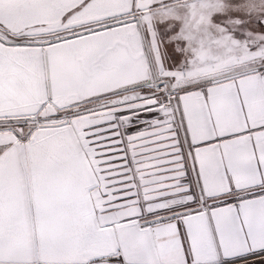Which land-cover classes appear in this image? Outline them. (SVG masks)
<instances>
[{"label": "snow or ice", "instance_id": "1", "mask_svg": "<svg viewBox=\"0 0 264 264\" xmlns=\"http://www.w3.org/2000/svg\"><path fill=\"white\" fill-rule=\"evenodd\" d=\"M0 264H264V0H0Z\"/></svg>", "mask_w": 264, "mask_h": 264}]
</instances>
